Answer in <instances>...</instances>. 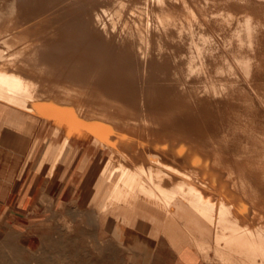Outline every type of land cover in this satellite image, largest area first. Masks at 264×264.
Wrapping results in <instances>:
<instances>
[{"label": "bare ground", "instance_id": "obj_1", "mask_svg": "<svg viewBox=\"0 0 264 264\" xmlns=\"http://www.w3.org/2000/svg\"><path fill=\"white\" fill-rule=\"evenodd\" d=\"M41 117L55 127L39 174L85 146L81 129L109 152L90 206L67 207L81 239L96 224L128 241L151 220L203 264H264V0H0V132L29 139ZM99 154L87 148L77 184Z\"/></svg>", "mask_w": 264, "mask_h": 264}, {"label": "rangeland", "instance_id": "obj_2", "mask_svg": "<svg viewBox=\"0 0 264 264\" xmlns=\"http://www.w3.org/2000/svg\"><path fill=\"white\" fill-rule=\"evenodd\" d=\"M4 127H7V126H4ZM54 127H55V124L52 121L41 117L38 122V128L34 129L32 134L29 136V139L27 138L26 135H23L24 136L23 145H24L25 151H24L23 156L21 157L22 160L20 159V166L22 165L21 163H23L25 160L28 161L27 168L25 169V172L23 173V175L30 169L32 158L34 161L33 162L34 166L40 160L42 152L44 150L43 139L44 137L49 135L50 131ZM7 128L9 130L11 129L9 127ZM66 129L67 127L66 125H64L61 132L62 133L65 132ZM15 131L19 132L20 134L23 133L20 129L18 130L15 129ZM77 134H79L80 136L76 137ZM71 140L75 141L76 143H79L80 145L82 144L85 145L83 147L85 149H83L82 153L78 155L77 162L75 163V165L79 162L81 157H83V155L86 153L87 151L86 149L88 147L90 148L91 152L98 151L100 153L98 158L95 161L96 166L94 167L95 168L94 170H96V174H97V171L100 169L101 165L108 157V153H109L108 149L107 148L100 149V146L94 141L92 133H90L86 129H81L79 132L75 131L72 135ZM54 149L55 147L52 149L51 154L54 153L55 151ZM50 157L46 161H49V159H51ZM33 170H35L34 167H33ZM26 178L27 177H25L24 179V183L26 182ZM99 180H100L99 175L98 176L96 175L95 184H97V186H98ZM15 195H17V193ZM75 200H76L75 201L76 204L80 203V199L77 198ZM9 203L13 204L14 198L12 196H8L7 191L5 190L0 191V264H14L15 262H18V264H36L37 262H35V260L43 257V253L41 255V250H43V248H47L49 250V253L46 254L48 258L50 257V255H55L57 256L55 257V260L57 259L58 261H55V262L43 261L41 264H69L68 262H66L68 259L67 252L71 249L73 253L75 254L74 256H76L77 258H79V256H83L84 258L88 257V259L90 260L91 258L92 260L98 258L99 260L97 261H100L99 264H146L155 246L154 244L158 242V241H155V236L152 233L146 232L145 229L143 227H140L137 223H136V226L132 224V227L134 228L136 227L137 230L133 231L132 236L130 237L129 241L119 239L116 236L113 237V235L110 232H103L104 234L102 232L98 233V231L95 230L96 224L89 226L91 228L95 227V229H93L89 233V237L87 238L85 237L81 239L80 236L76 234V231L74 230L69 231L67 229L69 225L77 228L79 227L78 225L80 223V221L78 220L79 216L77 217L72 212L71 213L69 212L70 210L72 211V208H66L60 213H56V212H53L55 209L54 205L52 207L46 206L45 212H41L39 214L28 215L27 218L22 220L20 218L21 216L19 214L16 215L13 209L9 205H7ZM58 208L62 209V206H59ZM150 212L152 211L150 210L149 213ZM56 216L59 217L58 220L60 223L57 220L55 221V219H57ZM139 216L136 219V222H139L142 219V217H139ZM76 218L78 219L76 220ZM66 220H67V225H66ZM151 223L153 222L149 220L147 223V226H149ZM41 224H44V227L41 228V232L36 237L37 233L40 231L39 226ZM139 228L143 230L141 231ZM11 232L16 233L19 238L17 240H15L14 238H10L8 235ZM167 232L168 231H165L164 234L168 235ZM41 234H44L46 237V241H44L46 245L47 243L51 244V242H55L54 240L56 239L64 240V238L65 239H68V238L76 239V241H72V243H76V245L61 246V247H55V249L54 248L50 249L49 245L47 246L43 245V240H41L39 237ZM183 234L184 236L186 235V236H189L190 238L192 237L187 232H185V229L183 230ZM58 235H61V236H58ZM22 237L27 241L22 240L21 239ZM36 238H39L40 240L39 244H38V241L34 242ZM105 239L107 241H111L112 243H114L112 247L107 248L105 246L104 248L102 245H100L101 242L103 243L105 241ZM188 243L193 248L195 247L193 245V241L190 240V242ZM22 245L26 246V248L22 247ZM109 248L110 250L112 249L111 250L112 253L109 250ZM100 257H103V258L101 259ZM61 258H66V260L63 259V261H61L60 260Z\"/></svg>", "mask_w": 264, "mask_h": 264}, {"label": "crops", "instance_id": "obj_3", "mask_svg": "<svg viewBox=\"0 0 264 264\" xmlns=\"http://www.w3.org/2000/svg\"><path fill=\"white\" fill-rule=\"evenodd\" d=\"M23 139L24 136L22 134L12 129L9 130L7 127H4L0 132V191L5 190L8 192V196L14 198L13 204H7L13 209L14 213L16 215L19 214L20 218L24 220L28 215L45 212L46 206H49L52 199L54 201L50 206L54 205V211L61 212L68 207L71 201L77 198L81 201L85 193L89 202H85L83 205L88 208L90 201L97 193V184H95L96 170L93 168L88 175H82L79 185L75 179L78 167L85 154L76 165L75 163L78 155L85 148L74 147L66 161L63 162L64 164L60 163L49 177H45V174L41 175L36 170H33L34 166L23 175L25 171L19 172L20 159L25 151ZM51 151L48 154V158L53 156ZM25 177L27 178L24 183ZM15 192L17 195H15ZM59 206H62V209H59ZM43 227L44 224L39 226L40 231L36 237ZM133 230L135 231L137 228ZM145 231L152 233L155 236V241H158L154 244L155 246L146 264H203L199 253L191 245L184 244L178 248L171 243L167 235L164 234L161 223H151L145 228ZM131 236H129L128 241ZM21 239L27 241L23 237ZM36 241L39 244V238L34 240V242ZM22 247L26 248L23 245Z\"/></svg>", "mask_w": 264, "mask_h": 264}]
</instances>
